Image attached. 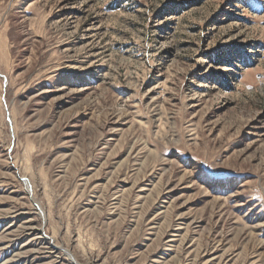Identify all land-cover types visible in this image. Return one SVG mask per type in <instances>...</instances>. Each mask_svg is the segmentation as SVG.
<instances>
[{
    "label": "rangeland",
    "instance_id": "1",
    "mask_svg": "<svg viewBox=\"0 0 264 264\" xmlns=\"http://www.w3.org/2000/svg\"><path fill=\"white\" fill-rule=\"evenodd\" d=\"M70 257L264 264V0H0V264Z\"/></svg>",
    "mask_w": 264,
    "mask_h": 264
},
{
    "label": "trees",
    "instance_id": "2",
    "mask_svg": "<svg viewBox=\"0 0 264 264\" xmlns=\"http://www.w3.org/2000/svg\"><path fill=\"white\" fill-rule=\"evenodd\" d=\"M225 53H226V52H221L220 54H216V59H217L216 61H217V62H221V57H222L221 55H223V54H225ZM229 63H230V62H229Z\"/></svg>",
    "mask_w": 264,
    "mask_h": 264
},
{
    "label": "bare ground",
    "instance_id": "3",
    "mask_svg": "<svg viewBox=\"0 0 264 264\" xmlns=\"http://www.w3.org/2000/svg\"><path fill=\"white\" fill-rule=\"evenodd\" d=\"M39 230H40V229H39ZM42 231H43V230H42ZM43 236H44V235H43ZM50 238H51V237H50ZM41 239H42V238H41ZM51 239H52V238H51ZM59 249H60V248H59ZM62 249H63V248H62ZM65 249H66V248L63 249L64 252H66ZM70 260L75 261V260L73 259V257H70ZM72 263H73V262H72ZM73 264H78V263H76V261H75Z\"/></svg>",
    "mask_w": 264,
    "mask_h": 264
}]
</instances>
